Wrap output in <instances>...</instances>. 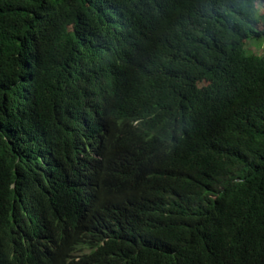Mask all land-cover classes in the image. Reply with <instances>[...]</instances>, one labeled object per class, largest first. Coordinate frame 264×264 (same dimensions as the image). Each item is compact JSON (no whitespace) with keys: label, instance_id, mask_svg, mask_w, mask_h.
<instances>
[{"label":"trees","instance_id":"1","mask_svg":"<svg viewBox=\"0 0 264 264\" xmlns=\"http://www.w3.org/2000/svg\"><path fill=\"white\" fill-rule=\"evenodd\" d=\"M262 36L264 0H0V264H264Z\"/></svg>","mask_w":264,"mask_h":264},{"label":"clouds","instance_id":"2","mask_svg":"<svg viewBox=\"0 0 264 264\" xmlns=\"http://www.w3.org/2000/svg\"><path fill=\"white\" fill-rule=\"evenodd\" d=\"M96 156L89 160V174L87 176V180L85 185H84V192L91 187V185H94V176L96 175L97 171H93L95 162H96ZM69 189H72L74 191L75 195H81L84 192H81L78 190V187H71L67 186ZM61 195L60 190L56 193H52L46 196H41L39 198V202L42 204V214L44 217H47L48 215L55 213V212H60L59 211V205H58V198Z\"/></svg>","mask_w":264,"mask_h":264},{"label":"rangeland","instance_id":"3","mask_svg":"<svg viewBox=\"0 0 264 264\" xmlns=\"http://www.w3.org/2000/svg\"><path fill=\"white\" fill-rule=\"evenodd\" d=\"M263 9V8H261ZM264 37H260L259 39H256L254 37L250 38L249 41L252 44L249 45L251 49H253L255 52H258L260 54L264 53V45H263Z\"/></svg>","mask_w":264,"mask_h":264}]
</instances>
